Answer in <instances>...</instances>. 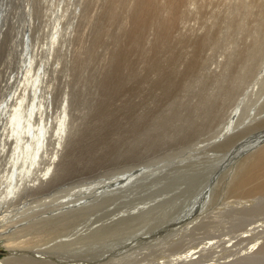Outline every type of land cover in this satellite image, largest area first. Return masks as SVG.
I'll return each instance as SVG.
<instances>
[{
	"label": "bare ground",
	"instance_id": "1",
	"mask_svg": "<svg viewBox=\"0 0 264 264\" xmlns=\"http://www.w3.org/2000/svg\"><path fill=\"white\" fill-rule=\"evenodd\" d=\"M84 1L87 0H75V3L71 4V2L65 0L67 7L63 4L60 5L58 11V29H62V25H64V23L67 25V21H69L71 25H77V19H79V15H81L79 11L83 9ZM165 1L163 0L162 3ZM260 1L264 0H259L258 2L260 3ZM132 2L135 5H142L145 4V2H148V0H129L130 4ZM258 2L255 0H222V4L226 6L227 11L230 12L231 15L236 16L238 20L233 21V18H230V21H220L218 25L221 27L222 31L216 36L212 33L213 36H211V38L214 37L212 39L216 42L209 41L211 44L209 47L214 46L217 49L215 53H211V51H209V56L211 55L212 60L210 59V61L206 62L203 69L200 68L202 69V73L198 76H196L197 74L195 72L197 67H200L198 62L194 59L190 60L191 58L186 61L183 60L184 58H187L185 57V54H190L191 57L192 55H197L198 49H189L188 51L185 50L182 53L179 51L180 55L175 53L180 57L177 61H181V63H179L178 66L175 65L177 68H175L174 64L173 66L175 71L181 72L184 70L183 74L179 75V73H177L179 76L176 77V74L172 72L171 76L174 74L172 79L169 77L167 80L162 79V75H160V77L152 81L155 77L154 75H156L154 74L153 77L148 76V79L152 82L147 83V81H145L142 86L141 84L143 78L142 80L141 78L136 80L133 79V81L135 80V89L138 92H140L141 87H144L145 85L150 87L148 88L149 92H151L153 88H155L156 91L157 88L161 89H159V91H161V93L159 92L160 99L158 97L157 99L159 100H155H157L156 103L159 104V106L166 103L165 100H170V102H167V106L164 104L166 106V115L164 118L162 117V119L152 118L151 113L153 111H155V115L152 113L154 117L156 116V113L160 111V109H158L159 111L151 110L155 100H153L154 103L151 101L153 103L152 105L147 103L148 106L147 108L143 107L145 109L144 110L141 107L143 104L142 97H144L146 95L145 93L148 92H145L144 95L141 93L142 97L139 96L140 94L138 95L139 97L134 94L135 97H138L135 101V115H133L135 116L133 118L136 120H134L132 126H127L129 123L127 124L125 119H121L120 123L122 125L119 128V132L114 137L117 141L120 138L127 142L133 140L132 146L130 147L129 144L123 146V142L120 147L122 151H120L121 149L119 148L120 153H122L118 154L117 152L119 158L125 160V162L120 163L123 167H119L111 173L112 175L118 177L108 179L109 182L102 181L94 184L95 181H91L90 184L93 185L92 187L88 186L86 189L83 188L78 190H76V187L73 188V190L70 188L65 189L64 186L67 184H65V181L62 180V174L56 178L59 169H61L63 165L62 156L65 153L67 143L69 141L68 139L74 138L73 133H75V127L77 125V123H73V114L71 112L72 94L67 82L64 84L63 116L54 126H52V123L46 119V107L50 106L53 88L51 77L53 78L54 74H56L59 69L65 67L64 72L66 75H64V78L67 79V77H69V67L73 62H71V60L77 52V47L73 49V43H71V41H73V37H71V35L74 32L72 30L71 33V28H69L71 25H67V27H65V25L63 26L62 37L58 39V45H56V47H51L47 57L48 62L44 65V67H40V71L38 72V80L32 84L29 82L28 85L25 87L23 86V89L21 88L17 93L15 92L14 95H12V99H18V93L22 91V98H20L21 100L18 103H16L15 100L13 103H10V98L6 99V101H8V110H10V115H12L14 107L16 108V106H18V109L15 111V121H12L14 130L11 128L10 121L8 123L9 127L3 123L1 124L2 131L0 132V165L6 162L5 165L0 166V241L5 242L6 249L9 250L8 258L0 260V264H73L75 258L74 253H70L69 249L67 250V245L60 243V239L70 228L67 223L68 215L70 214L68 207H74L75 205L81 204L80 201L84 202L83 206L89 205V207L78 209L79 211H86V213H90L88 216V225H85V222L81 223L79 221V214L75 215L74 222L77 224H83L82 230L88 226L89 230L86 229L87 232L85 233L87 237L85 234L83 235H85L90 246L95 245L94 249H92L95 254L91 257H101L102 255L107 253L111 254L112 252V261L118 258L123 261L126 258L134 259L136 258V252L145 250L146 247L149 248L155 243L166 240L178 233L181 234L177 235V238L181 236L179 239H184V233L187 232L186 230H189V226H191L194 222H197L196 225H200V222L202 224L204 219L208 216V219L211 218L212 222H216L218 219V221H220L223 219V211H227V208L231 207L237 212H242L249 207H255L254 204H256L259 196L264 195V145H262L264 143V131L261 135L257 136L261 137V139H255L247 145L241 141L245 137L257 131L264 130V4L259 5ZM27 8L28 16L31 19V8L29 6ZM254 8H261V14L259 16L261 24L256 25L253 22L247 23L245 21L248 19L247 16L250 15ZM99 9L97 0L94 8L92 9V14H96ZM62 21H64V23H62ZM81 21H83V19H81ZM247 24L254 27L251 32H248L249 36L246 40L247 43H251V39H253V49H251L250 46H247L246 48H238L239 37L243 36L245 31L247 32ZM213 29H215V27H213ZM85 33L86 28L83 36ZM55 34L56 37H58V30ZM245 35H247V33H245ZM233 37H236L237 39L234 41ZM188 38L190 37L188 36ZM81 39L82 37L80 35V40ZM182 40V43L185 42L184 39ZM202 41L204 42H201L202 46L207 43L206 41L208 40L205 35ZM190 42L191 41H188V44ZM186 45L187 44L183 46ZM191 45L198 46L197 43L194 45L192 43ZM188 46L190 47V45ZM245 46L246 45H244V47ZM179 47L181 46L179 45ZM194 48L195 47L192 49ZM169 52L171 51H168V53ZM172 53L173 52L170 54L172 55ZM161 54L163 55L165 53ZM213 55L214 57L216 56L215 59H213ZM160 57L161 56L158 55V53H153L150 54V58L148 57V59H151L153 62L152 66L156 67L157 64L155 65V63L160 61ZM171 59L172 58H170V60ZM175 59H177V57ZM175 59H173V61ZM197 59H199V57ZM170 60L168 59L166 61L170 63ZM194 61L196 63H193ZM51 62H53V65L50 67ZM34 63L36 62L32 61L30 63L28 70L32 68ZM36 64L38 65V63ZM173 66L171 65L169 67H172L171 69L174 70ZM157 68H155V70ZM171 69L170 71H173ZM28 73L30 74V72ZM185 75L187 76L184 77ZM192 76H195V78ZM28 88H31L33 92L29 91L27 93ZM152 94L154 95V92ZM156 94L157 93H155V95ZM29 96H33L34 98L28 101ZM27 101L28 105L24 107L23 102ZM123 101L124 100L121 102ZM129 102H131V100ZM147 104L145 103V106ZM130 106L127 103L125 107L121 108H129ZM1 109L4 111V105L1 106ZM161 112L163 111H160V113ZM215 113H218V116L222 114L221 122L218 121L220 122L218 129H216L214 134L212 133L213 136L211 139L208 140L207 138V141L209 142L205 140L203 146H199L202 141L201 139L196 138L198 137V135L195 134L196 129L203 127L206 122L209 123L211 119H215L213 118ZM25 114H28L30 117L25 119ZM126 115H128V113ZM148 116L152 119L144 120V117ZM159 117H161L160 114ZM38 119L39 121H37ZM0 120H4L2 114H0ZM21 126L23 127L21 128ZM127 129L129 131H127ZM175 129L178 133L174 132ZM176 134L179 135V138L181 136V140L182 138H189L192 141V136H195L196 138L193 139L195 140L194 142L189 141L192 143L191 145L183 147V154L181 155L189 154L188 156H191L194 153L196 156L205 151L223 150L221 151L223 153L230 152L229 155L231 156L227 160H231L228 162L231 163L237 156L245 152V150L252 151V149L258 148V150L250 154L243 163L239 164L236 168L234 167V172L232 174V169L229 170L227 177L230 176V180L227 183L223 182L221 185L218 183L220 185L218 188L219 196L222 198L225 195V198L220 200L221 202L216 203L214 206H210L209 208L211 210L208 212L206 217L203 216L204 218L202 219L199 214V209L202 207V204L204 205L206 202L205 200L207 198V194L204 201L201 200L198 202L197 199H201L204 196L205 187L213 178L211 177L210 170L215 166V163H217V159H204L199 162L200 164L197 163V165H192L191 161H189L191 164L187 165V163H185L187 168H184V170H175L170 173H166L165 175L162 173L164 176L162 175L157 179L153 177V175H155V167H149L152 162L148 161V157H150V155L153 156L151 154L152 151L157 148L165 147L164 145L161 146V144L166 140L168 141L173 139V136ZM108 135L109 138H113L112 136L115 134ZM90 137L93 142H96L92 148L100 151V149L97 148H100L102 144L104 145L106 143L102 141V136L100 138L99 136L91 135ZM197 139L198 141L196 142ZM97 141L100 143L97 144ZM110 142L112 143V141ZM174 143L172 145L171 142L172 147H174ZM108 144L112 145L109 142ZM172 147L168 148L172 149ZM94 149L90 148L89 151L91 152ZM207 154L203 157L209 156ZM181 155L177 153V157H181ZM93 162L95 161L89 162V165L93 164ZM127 162L130 164L128 163L129 165H127ZM216 166L220 170L224 168L223 164L222 166L219 164ZM218 168L216 169L218 170ZM161 171H163V169H159V167H157V175H159ZM206 171H209L210 177L208 178V174V182L203 185L202 182L205 179L204 173ZM54 176L56 178L55 182H53ZM168 179L174 180V183L176 184H166L168 185L167 188H163L161 183ZM81 183L83 182L81 181ZM46 185H49V187H45ZM61 185L64 186L61 187ZM81 185H79V187ZM38 195H44L42 198L43 202L42 200L39 202L37 201L38 203H41L34 206L36 201H33L34 199L31 200V198ZM215 196H217L216 193ZM91 198L92 200H90ZM99 200H101V202H99ZM214 200H216V198ZM90 204L92 205L90 206ZM105 204L110 205V207L106 206L109 207V209H107L105 213L99 214V211L94 212V209L101 208L103 207L102 205ZM260 204L263 203L260 201ZM207 205L208 204L205 206ZM258 207L260 208L261 206L259 205ZM74 213H77V211ZM251 213L253 214L252 211ZM237 219L238 218H236V220ZM206 224L209 223L206 222ZM196 225L194 224V226ZM194 228L196 229V227ZM241 228H239V230ZM39 229L41 231H39ZM207 231V235H209L210 230ZM106 233L107 236L109 235V239L106 237ZM44 234H46L47 237L53 236L52 239L55 241H46L45 239H42ZM28 236H30L31 239ZM241 236H243V233ZM103 237H105L102 244L104 245V248L103 250L98 251L100 247L97 244L99 243L93 244L95 242L90 240L101 239ZM135 237L137 238L135 240L136 242H130L131 239ZM191 239L195 240L196 238ZM116 240H121V242L114 244V241ZM183 241V243L186 242V240ZM41 242L43 244L48 243L44 250L38 246ZM173 242L174 241H171L170 244ZM165 243L167 245V242ZM186 244L188 245L189 243L182 245ZM105 245H107V247ZM121 245H124V247H121ZM187 245L185 247H187ZM116 246L119 248H115ZM261 247L263 249V246ZM176 248L179 249L182 247ZM189 249H191L190 246ZM83 252L86 254L88 253V250L84 249ZM178 254L181 255V252ZM171 256L177 261L178 258H175L177 256ZM179 258L181 259V257ZM174 259H172V261ZM160 263H162V261Z\"/></svg>",
	"mask_w": 264,
	"mask_h": 264
},
{
	"label": "rangeland",
	"instance_id": "2",
	"mask_svg": "<svg viewBox=\"0 0 264 264\" xmlns=\"http://www.w3.org/2000/svg\"><path fill=\"white\" fill-rule=\"evenodd\" d=\"M57 1L58 0H7L5 5H3L2 2H5V0H0V114L3 115L4 119L0 120V126L3 123L4 125H7L9 127V117L15 115V111H17L18 109V106H16V108L14 107V111H12V115H10V110H8V101H6V99L10 98V103H13L14 100L16 101V103H18L21 100L20 98H22V91L18 93V99H12V95H14L15 92L17 93L21 88L23 89L26 85L29 84L27 80V76L29 73H27V70L29 68L30 63L34 61L38 63V66L44 67V65H46V63L48 62L47 57L51 50V47H56V45H58V39L62 37L63 26L65 25L64 21H62V23H64V25H62V29H58V37H55L54 40L50 42L51 16ZM66 1L71 2V4L75 3V0ZM162 1L163 0H148V2H145V4L135 5L133 2L130 4L129 0H98V7L100 9L96 14H92V9L94 8V5L96 4L97 0H87L83 2V9L79 11L81 15H79V19H77V25H71V23L67 21V25H71V27H69L71 28V33L72 30L74 31L72 35L70 33L71 37H73V41H71V43H73V49L77 47V52L74 54L75 56L71 60V62H73L69 67V77H67V79L64 78V75H66V73L64 72L65 67L59 69V71L54 74L53 78L51 77L53 83L52 95L50 99V106L46 107V119L47 121L49 120L50 123H52V126H54L63 116L65 87L64 84L65 82H67L72 94L71 112L73 114V123H77V125L75 127V133H73L74 138L68 139L70 142L68 141L65 153L62 156L63 165L57 173L56 178H58L62 174V180L65 181V184H67L65 186L61 185V187L64 186L65 189L70 188L72 190L75 187L76 190L83 188L86 189L88 188V186H93L92 184H90L91 181H95L94 184L102 181L109 182L108 179H111L112 177H118L112 175L111 173L119 167H123L120 165V163L125 162V160L119 158L118 154L120 153V151H122L120 147L122 146L123 142V146L129 144L130 147L132 146L133 142V140L127 142L123 141L122 138H117L119 139L118 142L114 138L119 132V128L122 125L120 123L121 119H125V122H127V124L129 123L128 125L126 124L127 126L133 125L134 120H136L133 118L135 117L133 115H135L136 111L135 101L139 96L142 97L145 92L148 93H145L146 95L144 97H149L146 98L147 100H149L147 102V100L142 97L144 99H142V109L147 108V103H149V105H152L155 102L151 110L160 109V111H163L161 112L162 114L159 110V112L157 111L161 117H159L158 113H156V116L154 117L153 115H155V111H153V115L151 113L152 118H164L166 115L165 108L168 104L167 102H170V100H165L166 103H163L162 106H159L156 101L160 99V88L158 89L156 87L157 91L155 90V88H153L152 91L150 90L151 92H149L148 88L150 87H147L148 85H145L144 87H141V91L138 92L135 89L134 81L138 78H141V80L143 78L141 84L142 86L145 81H147V83H150L160 77V75H162V79L167 80L168 77L172 79L174 77V74H176V77L183 74L184 70L181 71L182 73L175 71V68H177L175 65L178 66L179 63H181V61H177L180 57L176 54L178 53L180 55V53L184 52L185 50L188 51L189 49H198L197 55L191 54V57L190 54H185V57L187 58H184L183 60L186 61L191 58L190 60L194 59L196 62H198L200 67L198 66L197 70L195 71L197 74L196 76H198L200 73H202L201 70L204 68L206 62L210 61L211 59V55L209 56V51H211V53H215L217 49L214 46H212L213 48L209 47V45H211L209 41L216 42L212 39L214 37L211 38V36H213L212 33H214V35L216 36L222 31L221 27L218 25L220 21H230V18H233V21L238 20L236 16L231 15L230 12L227 11L226 6L222 4V0H164V3H162ZM255 1L258 2L259 0ZM63 2L64 3L59 2L57 3V5L63 4L65 5V7H67V3H65V1ZM260 3L259 5H263L264 1H260ZM28 6L31 8V19L28 16ZM260 14L261 8H254L251 11L250 15L247 16L248 19H246L245 21L247 23L253 22L256 25L261 24L259 17ZM81 19H83V21H81ZM67 25H65V27H67ZM213 27H215V29H213ZM85 28L86 33L83 36ZM252 28L254 27H251L247 24V32L245 31L247 35L242 32L243 36L239 37L238 42L240 46L238 45V48H246L247 46H250V48L253 49V39H251V43H247L246 41L247 37L249 36L248 32H251L253 30ZM80 35L82 37V43L80 40ZM204 35L208 41H206L207 43L203 44V47L202 43L204 42L202 40ZM25 36L30 37L31 49L26 50V47L24 45ZM188 36L190 38H188ZM182 39H184L185 42L182 43ZM235 39L237 38L235 37L234 41ZM188 41L191 42L188 44ZM180 42L183 45H187L183 46ZM192 43L193 45L197 43L198 46H192ZM179 45L182 48L179 47ZM188 45H190V47ZM244 45L246 46L244 47ZM193 47L195 48L192 49ZM168 51L173 52L172 55L170 54L171 52L168 53ZM153 53H158V55H160L161 57L164 56L163 58L160 57V61H157V63H155V65L157 64L156 67L152 66V60L148 59V57L150 58V54ZM161 53L165 54L162 55ZM25 54L30 56L28 59V66L27 64L25 65ZM168 56L172 59L170 60ZM176 57L177 59H175ZM198 57L199 59H197ZM167 58L170 60V63L166 61L168 60ZM215 58L216 56L214 57L213 55V59ZM173 59L175 60L173 61ZM195 61L193 63H196ZM176 62L178 63L175 64ZM167 64L169 66H173L174 64V70L171 69L172 67H169ZM51 65H53V62H51L50 67ZM166 67L170 68L173 71H170V69ZM155 68L157 69L155 70ZM160 71L162 72V74ZM172 72L174 73L173 76H171ZM177 73H179V75H177ZM153 75L155 77L152 81H150L148 79V76L153 77ZM186 76L187 75H185L184 77ZM192 77L195 78V76ZM133 79L135 80L133 81ZM33 81L34 80L30 81L31 84L33 83ZM153 92L154 95L152 94ZM141 93L143 94L141 95ZM155 93L157 94L155 95ZM134 94L136 96H138L139 94L140 95L138 97H135ZM158 97L159 99H157ZM28 98V101H30V96ZM122 100L124 101L121 102ZM130 100L131 102H129ZM153 100L155 101L153 102ZM28 101L27 104L24 103V107L28 105ZM127 103L129 104V106L131 105L129 108H121L125 107ZM145 103L147 104L146 106ZM2 105H4V111H2L1 109ZM127 113L128 115H126ZM219 116L218 113H215L213 118L217 120L211 119L209 123L206 122V124L201 128L198 126L199 128L196 129L195 134L198 135V137L196 138L201 139L202 141L199 146H203V143H205V140L207 141V138L208 140L212 138L214 132L216 131V129H218L219 123L221 122L222 116ZM151 117H144V120H150L152 119ZM11 128L14 130L12 121ZM128 129L127 131H129ZM1 131L2 126L0 127V132ZM263 131L264 130L257 131L245 137V140L243 139L241 142L247 145L255 139H261V137L257 136L261 135ZM174 132L178 133L176 129ZM108 134H115L112 136L114 139L109 138ZM91 135L99 136L100 138L102 136V141H104V143L106 142L104 145L102 144L100 148H97L100 149V151H97L92 148V146L95 145L96 142H93L92 138L90 137ZM173 137V139L168 140L170 142V145L171 142L172 145L175 142L174 147H172L171 145L172 149H169L171 147L169 145V142L166 140L161 144V146L164 145L165 147L160 146L161 148H157L158 150H153L151 153L153 156L150 155V157H148V161L152 162L149 167H155V175H153L155 179L161 177L163 174L165 175L166 173H170L175 170L182 171L184 170V168H187V165L191 163L192 165H197V163L200 164L199 162L204 159H217V163H215V166L213 165V170H210L211 177L213 178L208 182L207 176L209 174V171H206L204 173L205 179L203 182L201 181L203 185L208 182L207 186L205 187V191L203 190L204 196L201 199H197L198 202H200L201 200L204 201L207 194V198L205 200L206 202L204 203V205L202 204V207H200L199 209V214L201 215L202 219L206 217L208 212L211 210L209 208L210 206H214L216 203L221 202L220 200L225 198V195L222 198L219 196L218 188L223 182L227 183L230 180V176L227 177L229 170L232 169V174L234 172V167L236 168L239 164L243 163L246 158L250 154L256 152L258 148L252 149V151L245 150V152L237 156L231 163H228L229 161H231L227 160L231 156L229 155L230 152L223 153L221 152L223 150L205 151L201 154L199 153L200 155L198 154L196 156L194 153L191 156H188L189 154L181 155L183 154V147H186V145H191V142L195 141L193 140L195 136H192V141L189 138H182L181 140V136L179 138L178 134L174 135ZM198 139L196 140V142L198 141ZM99 141H97V144L100 143ZM107 141L112 145H109ZM110 141H112V143ZM176 143L180 144L178 145ZM262 145H264V143ZM90 148L94 149L91 151L92 153L89 151ZM119 148L121 149L120 151ZM164 149L167 151H165ZM106 153L109 156H107ZM177 153H179L181 157H177ZM205 154L209 156L203 157ZM100 158L103 160H101ZM92 161L95 162L89 165V162ZM189 161H191V163H189ZM5 163L6 162L1 165L3 166L5 165ZM128 163L129 162H127V165L130 164ZM185 163H187V165H185ZM218 164L221 166L223 164L224 168L220 170L216 166ZM157 167H159V169H163V171H161L159 175H157ZM216 168H218V170ZM210 174L208 178L210 177ZM55 176L53 182H55ZM81 181L83 183H81ZM161 184L163 188H167L168 185L166 184L170 185L176 183H174V180L168 179L166 181H163ZM79 185L81 186L79 187ZM45 187L48 188L49 185H46ZM215 193L217 194V196H215ZM43 197L44 195H38L31 198V200L34 199L33 201H36L34 203V206L40 204L41 202H38L41 201ZM213 198H216V200H214ZM259 198L264 199V195H260ZM259 198V202L257 200L258 203L256 202V204H254L255 207H249L248 209L244 210L245 212H237L231 207V209L227 208V211H223L222 220L218 221V219L216 222H212L211 218L208 219V216L204 219V222L202 221L203 225L201 224V222L200 225H196L197 222H194L191 226H189V230H186L187 232L184 233V239H179L181 236L177 238V235L181 234L178 233L175 236L173 235L172 237L166 240H162L158 243H155L149 248L146 247L145 250H140L136 252V258H126L124 259V261L122 259L120 260V258L112 261V252L111 254L107 253L108 255L105 254L106 256L102 255L101 257H91L95 254V252L93 253L92 251L95 245L90 246L88 240L86 239L87 235L85 233L87 232L86 229H88V226L82 230L83 224H77L74 222L75 215L79 214V221L81 223L85 222V225H88V216L90 215V213H86V211H79L78 209L89 207V205L83 206L84 202L80 201L81 204L75 205L74 207H68L70 210V214L68 215L67 223L70 228L66 231L65 235L62 236V238L60 239V243L67 245V250L69 249L70 253H74L75 258L73 264H264V200ZM90 200H92V198ZM260 201L263 204H260ZM99 202H101V200H99ZM206 204L208 205L205 206ZM80 205L83 207H81ZM91 205L92 204H90V206ZM259 205L261 206L260 208L258 207ZM102 206L103 207L101 208L94 209V212L99 211L98 213L102 214L105 213L110 207L109 204H105ZM75 211H77V213H74ZM251 211L253 212V214L251 213ZM256 214L258 215V217ZM245 216H247L248 218ZM236 218L238 219L236 220ZM206 222L209 224H206ZM194 224L196 226H194ZM194 227H196V229ZM239 228L241 229L239 230ZM207 230H210L209 235H207ZM39 231L41 230L39 229ZM193 232H195L196 234ZM242 233L244 237L241 236ZM83 234H85L86 237ZM237 234L241 237H239ZM206 236L208 237V239ZM28 237L31 239L30 236ZM52 237L53 236L47 237L46 234H44L42 239H45L46 241H55L54 239H52ZM106 237L109 239V235L107 236V233ZM104 238L105 237L90 241L95 242L93 244L99 243L97 244L100 247L98 249L99 251L103 250L104 248V245H102ZM191 238L196 239L192 240ZM136 239L137 238L135 237L131 239L130 242L134 243ZM183 240H186L185 243H189L188 245L186 244L187 247H185L186 245H182L185 244L183 243ZM171 241H174V244H170ZM117 242H121V240L114 241V244H117ZM165 242H167V245ZM47 244H43L41 242L38 246L44 250ZM260 245L263 246V249ZM105 246L107 247V245ZM122 246L124 247V245H121V247ZM175 246L182 247L179 248L181 251ZM189 246L191 249H189ZM117 247L118 246H116L115 248ZM84 249H87L88 253L84 254ZM191 250L194 252H192ZM180 252L181 255L178 254ZM8 255L9 250L6 249V243L0 241V260L8 258ZM171 255L177 256L175 257L176 259L178 258L177 261ZM179 257H181L182 261ZM171 258L174 260L172 261ZM161 261L162 263H160Z\"/></svg>",
	"mask_w": 264,
	"mask_h": 264
},
{
	"label": "water",
	"instance_id": "3",
	"mask_svg": "<svg viewBox=\"0 0 264 264\" xmlns=\"http://www.w3.org/2000/svg\"><path fill=\"white\" fill-rule=\"evenodd\" d=\"M3 1V0H2ZM7 2V0H5V2H2L3 5H5V3Z\"/></svg>",
	"mask_w": 264,
	"mask_h": 264
}]
</instances>
